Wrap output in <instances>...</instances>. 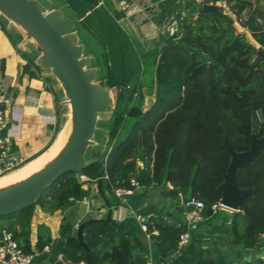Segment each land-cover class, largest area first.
<instances>
[{
  "label": "trees",
  "instance_id": "16d2710c",
  "mask_svg": "<svg viewBox=\"0 0 264 264\" xmlns=\"http://www.w3.org/2000/svg\"><path fill=\"white\" fill-rule=\"evenodd\" d=\"M208 1L217 0H201ZM225 1L227 11L219 6L210 12L200 9L195 18L181 23L180 35L175 32L163 42L156 52L155 97L147 109H141L143 94L138 80L131 82L125 76L118 79L106 61L100 65L95 79L116 88L108 119V146L80 170L61 174L29 206L0 216L8 220L6 228L24 252H31L30 221L36 205L49 212L70 207L60 221L59 251L67 259L86 260L73 224L76 203L89 194L90 188L83 187L78 174L93 180L101 178L104 190L127 185L131 180L155 185L172 198L170 204L177 208L173 219L147 223L148 230L158 231L150 236L149 244L132 219L87 224L82 237L90 264H146L149 258L151 264H216L219 247L231 264L237 250L264 245L260 238L264 233V150L236 171L237 186L251 191L239 210L226 215L211 207L222 197L219 186L231 161L229 148L242 152L250 146L253 114L258 118L256 135L264 138V0ZM259 49L263 54L252 64ZM127 121L129 128L119 138ZM58 124L59 120L53 136ZM137 160H141V166ZM101 165L103 170L99 171ZM178 193L183 198L196 196L202 200L205 218L214 215L212 218L219 221L228 217V236L205 239L191 229V241L179 248L178 238L186 225ZM114 200V196L113 200L109 198L112 205ZM50 241L48 226L39 224L36 249L41 250Z\"/></svg>",
  "mask_w": 264,
  "mask_h": 264
},
{
  "label": "crops",
  "instance_id": "0c3cea01",
  "mask_svg": "<svg viewBox=\"0 0 264 264\" xmlns=\"http://www.w3.org/2000/svg\"><path fill=\"white\" fill-rule=\"evenodd\" d=\"M47 1L52 2V0ZM61 2L66 12L56 5H51L47 9L59 8L66 16L73 19L79 42L83 44V54L91 56L97 68L96 74L99 73L100 65L106 61L112 66L116 78L122 79L125 76L131 82L138 80L139 91L143 94L141 109L145 110L152 104L155 97L154 66L158 58L156 52L173 33L177 32V35H180L178 31L181 32L179 28L181 23L195 18L202 9V5L210 1L61 0ZM82 34L90 35L93 39L91 44H93L87 45L85 42L89 41V37H86L84 41ZM38 54L33 41L26 38L11 20L0 13V78L8 89V116L11 123L8 129L13 135L19 137L17 149L26 160L31 159L50 142L57 120L63 117L64 125L69 117V106L65 102L63 90L57 80L48 69H43L35 63ZM146 64L151 66L153 72L151 91H147L141 84L140 77L142 72L144 73L142 66ZM38 102H42L43 106L38 107ZM58 107L67 110L60 112ZM94 143L100 145L93 146L94 150L101 149L103 145L107 147L108 130L100 132V136L94 139ZM90 185L83 184L84 188H90L88 194L90 205L92 208H102L105 216L107 207L98 192ZM166 187L170 189L171 184L167 183ZM103 191L108 199L113 197L109 189L110 195L104 189ZM97 197L101 198L102 202ZM114 199L115 203L111 204L112 217L117 222L125 219L135 221L128 213L129 207L146 222L171 220L177 213L175 204H170L172 198L152 184L142 185L139 190L123 200L115 197ZM69 209L70 207H67L48 212L39 205L34 208L29 234L31 251L36 248L39 224L48 226L51 236L50 243L45 244L48 248L41 249L40 253L34 256L35 264H55L58 256L62 254L59 251L62 243L59 226L62 216ZM75 211L74 224L77 222L80 224L85 216L95 218L87 212L82 201L76 203ZM123 215L125 219H121ZM212 217L206 218L194 230L205 239L222 240L228 236L230 219L224 216L222 220L217 221L218 219L215 218L217 222L211 225L209 222L215 221ZM6 225L1 224V226ZM221 249L222 247H219L220 251ZM220 251L216 250V264H228L226 257ZM245 258L247 257L244 250L242 252L237 250L231 262L257 264L255 258L249 256L248 260L244 261Z\"/></svg>",
  "mask_w": 264,
  "mask_h": 264
},
{
  "label": "water",
  "instance_id": "95a60500",
  "mask_svg": "<svg viewBox=\"0 0 264 264\" xmlns=\"http://www.w3.org/2000/svg\"><path fill=\"white\" fill-rule=\"evenodd\" d=\"M217 6L202 5L203 12L215 11ZM0 13L11 20L26 38L31 39L39 53L35 63L48 69L62 88L65 102L69 106L70 129L58 152L41 168L28 176L0 187V216L18 211L32 204L61 174L66 171L80 170L93 160L99 158L106 150L89 149L94 144L92 139L97 121L107 120L112 116V97L108 88L96 81L97 68L90 55L83 54V44L79 42L74 29V21L59 8L47 10L39 0H0ZM181 32L178 31V34ZM263 51L252 60L254 64ZM258 118L251 117L250 146L245 151H233L231 161L220 184L221 201L232 208H239L244 197L250 195L249 188H239L236 184L237 169L250 164L255 156L264 150V138L256 135ZM88 152V157H87ZM103 166L99 167V171ZM103 180H97V192L107 207L104 217L88 218L80 222L76 235L86 252V262L90 264V253L83 241V228L96 221H111V202L102 188ZM121 224V223H120ZM192 236L189 235V242ZM264 250L244 249L245 257L256 259L263 264L261 254Z\"/></svg>",
  "mask_w": 264,
  "mask_h": 264
},
{
  "label": "built area",
  "instance_id": "2783aa9c",
  "mask_svg": "<svg viewBox=\"0 0 264 264\" xmlns=\"http://www.w3.org/2000/svg\"><path fill=\"white\" fill-rule=\"evenodd\" d=\"M208 5L219 6L224 11H227L229 9V6L225 0H217L214 3L210 1ZM8 103V89L0 78V175L17 168L26 161V158H23V156L19 154V150L17 149L19 137L13 135L8 129L9 125L11 124L8 116ZM42 106L43 103L38 102V107ZM136 162L137 165H142L141 160H137ZM104 177H106V175H104ZM78 180L83 184H91L90 186L94 187V189L97 191V179L93 180L85 174H78ZM141 187L142 185L137 180H131L127 185L111 186L109 190L116 199L123 200L126 196L133 194ZM177 197L179 206L182 209V218L186 225V230L181 232L178 238V247L180 248L189 242V235L191 234L190 230L195 229V227L204 222L206 218L203 215L204 203L202 202V200H200L196 196H189L187 198H183L181 193H178ZM81 201L85 204L87 212L95 214L93 215V217L100 218L104 216L102 208L91 207L88 195L84 196ZM211 207L214 212L221 210L224 211L226 215H231L233 212L239 210V208H232L225 205L224 203H222L221 199L217 203L213 204ZM128 211L130 216L135 219L140 230L144 233L145 239L149 244L150 236L156 235L158 233L157 229L153 228L151 230H148V222H146V220L136 215L135 211L132 208L129 207ZM121 219H125V215H123ZM73 227L77 230L79 227V223H75ZM260 238L264 239V233L260 234ZM47 248L48 245H44L42 250H45ZM252 249L264 250V245L259 248ZM40 251L41 250L35 248L29 253L24 252L18 245V242L13 237L12 232L8 230L6 226H0V264H35L33 262L34 256L38 255ZM248 258L249 257L245 258L244 261L248 260ZM261 258L264 264V252L261 254ZM55 264H87V262L85 259L70 260L60 254L56 259ZM146 264H151V260L149 259ZM232 264L248 263L234 261L232 262Z\"/></svg>",
  "mask_w": 264,
  "mask_h": 264
},
{
  "label": "rangeland",
  "instance_id": "374dc122",
  "mask_svg": "<svg viewBox=\"0 0 264 264\" xmlns=\"http://www.w3.org/2000/svg\"><path fill=\"white\" fill-rule=\"evenodd\" d=\"M46 8L47 7H50L51 5H56V6H59V7H61V8H63L64 10L63 11H65L66 12V8L64 7V4L61 2V0H52V2L50 3V2H48L47 0H39ZM254 1V0H253ZM259 1V0H258ZM48 10V9H47ZM86 37H89V41H86ZM82 39L84 40V41H86L85 43L87 44V45H90L91 44V42H93L92 40V37L90 36V35H88V34H85V35H83L82 34ZM93 44V43H92ZM91 44V45H92ZM144 69V73L142 72V74H141V84L143 85V87H145V89L147 90V91H151L152 89H151V85H152V74H153V72H152V68H151V66H149V65H145V66H142V70ZM97 82H99L100 83V80H96ZM105 87H107V86H105ZM108 88V87H107ZM108 89H110V92H111V97H112V107H111V110H113V108H114V104H115V99H116V89L115 88H108ZM65 97V96H64ZM66 99V98H65ZM124 99H126V98H124ZM125 101V100H124ZM58 109H59V111L60 112H63V110L65 111V109L66 108H61L60 109V107H58ZM67 110V109H66ZM59 112V113H60ZM69 115V114H68ZM63 121H64V119H63V117H61L60 119H59V124H58V129H60V130H58V133H56V134H54V136L51 138V140H50V142L43 148V150H41L39 153H37L36 155H34V156H32V158L31 159H29V160H26L22 165H24L26 162H28V161H30V160H32L33 158H35V157H37L39 154H41L43 151L44 152H46V158H47V161L49 160V158L56 152V150H57V148L60 146V144H57V142H56V138L58 137V135H59V133L63 130V128L65 127V125L68 123V121H69V117H68V120L64 123V125H63ZM110 121H108V119L107 120H101V119H99L98 121H97V126H96V130H95V134H94V136H93V138L94 139H97L99 136H100V132H102L103 130H108L109 129V127H110V123H109ZM63 125V126H62ZM129 125H130V121H127V122H125L124 124H123V126L121 127V129H120V131H119V133H118V137L119 138H122L124 135H125V133L127 132V130H128V128H129ZM58 134V135H57ZM92 138V139H93ZM93 139V140H94ZM93 146H100V145H95V143L93 144V145H91V146H89V148H88V150L89 149H92V147ZM46 150V151H45ZM53 150V151H52ZM51 151V152H50ZM105 151V150H104ZM103 151V152H104ZM50 152V153H49ZM102 152V153H103ZM87 157H88V152H87ZM22 165H20V166H18L17 168H19V167H21ZM17 168H15V169H13V170H10V171H8V172H6V173H4V174H7V173H10V172H13L14 170H16ZM4 174H2V175H4ZM0 177L1 178H4L5 176H1L0 175ZM4 179H2L1 181H3ZM0 181V182H1ZM155 189V188H154ZM155 190H157V189H155ZM105 192L106 193H108L109 194V192H108V189H106L105 188ZM110 195V194H109ZM97 198H99V197H97ZM111 199L113 200V197H111ZM101 200V198H99V201ZM114 201H116V200H114ZM113 201V202H114ZM101 202H102V200H101ZM100 202V204H103V203H101ZM48 207V205H46V208ZM49 212V211H48ZM90 215H95V214H90ZM100 216H101V214H100ZM99 216V217H100ZM8 223V220H5V219H0V225L1 224H7ZM214 225V224H213ZM226 228V227H225ZM223 249V248H222Z\"/></svg>",
  "mask_w": 264,
  "mask_h": 264
},
{
  "label": "bare ground",
  "instance_id": "6f19581e",
  "mask_svg": "<svg viewBox=\"0 0 264 264\" xmlns=\"http://www.w3.org/2000/svg\"><path fill=\"white\" fill-rule=\"evenodd\" d=\"M69 129H70V121H68V123L65 125L63 130L59 133V135L57 134L58 137L56 138V142H57V144H60V146L57 148L56 152L49 158V160L58 152V150L63 145V143H64V141H65V139H66V137L68 135ZM46 162H47L46 152L43 151L37 157H35L32 160L26 162L24 165H22L21 167L17 168L13 172L1 175V176H5V177L4 178L0 177V181L2 179H4L3 181L0 182V187L4 186V185H7V184H10L12 182H15L17 180H20V179L28 176L32 172H34V171L38 170L39 168H41Z\"/></svg>",
  "mask_w": 264,
  "mask_h": 264
}]
</instances>
